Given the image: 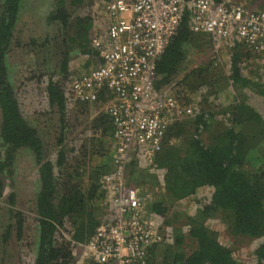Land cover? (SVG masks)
I'll list each match as a JSON object with an SVG mask.
<instances>
[{"label":"trees","instance_id":"trees-1","mask_svg":"<svg viewBox=\"0 0 264 264\" xmlns=\"http://www.w3.org/2000/svg\"><path fill=\"white\" fill-rule=\"evenodd\" d=\"M22 1L4 0L0 4V139L5 147L0 154V196L4 192L5 174L11 173L13 164L19 165L17 155L28 154L32 162L29 165H33L39 177L38 190L32 199L39 227L32 264H111L80 263L74 244L87 242L101 224L104 191L99 180L112 169L113 154L107 139L112 137L114 126L101 106L107 91L103 88L93 102L98 111L91 119V130L77 132L69 141L72 145L63 143L62 83L50 74L38 73L14 89L7 79L5 57ZM83 3L84 0H56L48 14L47 19L58 22L63 31L61 37L52 39L62 74L66 72L72 48L79 47L88 56L94 53L93 47L90 48L91 8H83ZM72 7L89 12L72 16ZM195 37L186 11L155 62L154 87L158 93L173 82L176 69L186 58L185 52L194 46ZM35 43L32 39L29 46H44ZM235 62L236 58L231 66L232 81L256 91L263 98L261 101L257 96L245 94L233 98L223 92L221 97L217 96L220 97L217 103L225 105L226 122L216 120L209 110H196L198 113L193 117L175 119L166 127L152 164L138 150L128 159L132 184L160 189V196L149 203V213L172 239L152 244L146 264H242L235 256L239 250L234 242L237 238H246L245 246L258 240L250 252L252 264H264V84L241 74ZM204 73L203 67L194 68L182 76L178 85L193 91L202 86ZM29 93L38 97L19 101L18 95ZM184 94L183 88H177V95ZM195 104L199 108L197 101ZM54 112L61 137L50 148L40 135L41 126L32 121L39 123L43 117L52 120ZM71 154L76 156L70 157ZM150 165L154 167L151 171ZM190 196L200 197L193 214L172 211L175 202ZM8 201L11 206L15 204L12 193ZM9 211L10 217L16 218L19 234L22 212ZM210 218H218L224 224L227 237H218L217 229L207 222ZM6 238L7 234L1 236V242H6Z\"/></svg>","mask_w":264,"mask_h":264},{"label":"built area","instance_id":"built-area-1","mask_svg":"<svg viewBox=\"0 0 264 264\" xmlns=\"http://www.w3.org/2000/svg\"><path fill=\"white\" fill-rule=\"evenodd\" d=\"M104 29L93 34L99 57L94 69L69 83L66 100L93 103L104 88V109L114 129L107 145L112 169L100 177L107 212L87 242L74 243L79 262L146 264L149 247L172 241L150 217L146 194L126 178L131 150L151 164L166 127L194 115L195 102L182 104L172 94L155 90V62L178 28L184 13L195 33L223 40H242L264 52V8H245L231 0H108L100 1ZM78 264V263H75Z\"/></svg>","mask_w":264,"mask_h":264},{"label":"rangeland","instance_id":"rangeland-1","mask_svg":"<svg viewBox=\"0 0 264 264\" xmlns=\"http://www.w3.org/2000/svg\"><path fill=\"white\" fill-rule=\"evenodd\" d=\"M55 1L56 0L22 1L20 13L18 14L13 36L5 57L7 79L14 89L18 88L23 80L34 74L42 73L50 74L56 80L61 82L65 93L70 81L75 76L81 72L94 69L99 64V57L90 43V48L94 50L92 55L88 56L83 54L79 47L72 48L68 55L66 72L64 74L60 72L56 63L59 58L55 53L52 39L57 36L61 37L63 31L58 22L47 19L48 14L55 6ZM100 1L102 0H84L83 8H86L85 6L90 7V12L83 11L84 9H80L79 7L77 9H73V7L70 9L72 16L77 15L79 12L90 13L93 19V34L105 27L103 19L100 16ZM231 1L241 2L245 8H264V0ZM3 2L4 0H0V4ZM195 34L194 46L188 47L187 52H185V60L176 69V77L169 86L163 88V92L174 94L182 104L197 101L198 105L200 104L197 110L206 109L205 112L209 110L212 112L211 115L214 116L216 120L219 119L223 122H226L227 119V112L223 111L225 105H222L221 101H219L221 105L217 103L223 92H226L233 98H235V96L239 97L246 94V96H257L260 101L263 99L256 91L251 90L250 87H239L238 85H235L230 76L232 75L231 66L234 58H236V68L240 69L241 74L246 77L252 76V80L264 84V52L254 51L247 43L242 40L233 39L234 37L226 39L225 42V40L209 34ZM32 39L36 42L35 44H41L44 46H29ZM46 40L48 41L47 43H45ZM35 48L37 50L36 53ZM40 50L42 51L40 52ZM197 67H203L205 71L201 76V87L198 86L195 90L190 91L186 87L178 85L182 76H184L186 72ZM177 88H183L185 90L184 96L177 95ZM163 92H161V94ZM217 92L220 93L214 95ZM218 95L220 96L219 98L217 97ZM18 96L19 101L26 99L32 101L34 98L38 97L30 93ZM101 106L102 109L105 110L104 102ZM97 111V106H95L94 103H76L66 100L65 98V114L63 119L64 130L62 137L58 128L59 122L56 121L58 120L57 112H54V115L52 116L53 119L51 118L52 120L43 117L40 119L39 123L36 121H32V123L41 126L40 135L51 148L53 147L54 142H58L60 137L62 138V142L67 145L71 144L69 141H71V138H74V135L77 132H84V129L91 130V119ZM225 112L226 115L224 114ZM196 113L198 112H195L194 115ZM194 115L185 118H191ZM73 146L77 145L73 144ZM4 150V144L0 139L1 155ZM110 150L112 152L111 148ZM135 153L134 149L131 150L129 155L134 156ZM74 156L76 155H70V157ZM16 159L19 163V165L15 163L17 166H20V162L27 163V157L25 154H18ZM17 166L14 167L13 164L11 173L5 174L6 176L3 179L4 192L0 196V237L5 234L8 235L6 242L2 243L0 240V262L2 264H32L37 250L39 227L36 222L37 219L32 204V196L36 191L35 177L31 171H29V174H21V169L17 168ZM149 169L151 171L154 167L152 168L150 165ZM126 178L129 182L134 183L132 178L130 180L128 163ZM140 190L142 193L146 194L147 207H149V203L154 198H158L161 194L160 189L155 186H148L146 189L140 187ZM11 193L13 194L14 199H16L13 206H11L8 201L9 194ZM197 199H200V197L190 196L181 199L174 203L172 211H176V213L179 214H193L196 210L195 202ZM10 209H16L22 212L23 225L19 234L17 233L18 228L15 226L16 218L14 219L13 217H10ZM102 210L101 220L106 216L107 209L105 205ZM207 222L217 229L219 238H224V236L227 237L225 226L218 218H210ZM9 225H11L10 228L7 227ZM237 239L238 240L234 242H236L239 250L235 251V256L238 257L242 264H252L253 258L251 257L250 252L252 251L254 244H257L258 240L251 242L249 246H245L248 245L246 238ZM165 242L170 241L165 240ZM75 253L79 255V249H77ZM82 262L87 263L90 261H80V263Z\"/></svg>","mask_w":264,"mask_h":264},{"label":"crops","instance_id":"crops-1","mask_svg":"<svg viewBox=\"0 0 264 264\" xmlns=\"http://www.w3.org/2000/svg\"><path fill=\"white\" fill-rule=\"evenodd\" d=\"M26 157H27V163L20 162V166L24 167V169H21V174H23V175H25L26 173L29 174V171H31V173L35 177V182H36V191L35 192H37L38 186H39L38 173H37V170L36 169L32 168L33 165L32 166L29 165V164H32V162H31V158L29 157L28 154H26ZM32 199H33V196H32Z\"/></svg>","mask_w":264,"mask_h":264},{"label":"flooded vegetation","instance_id":"flooded-vegetation-1","mask_svg":"<svg viewBox=\"0 0 264 264\" xmlns=\"http://www.w3.org/2000/svg\"><path fill=\"white\" fill-rule=\"evenodd\" d=\"M157 77V76H156Z\"/></svg>","mask_w":264,"mask_h":264}]
</instances>
